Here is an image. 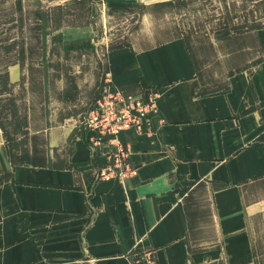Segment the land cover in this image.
<instances>
[{
	"label": "crops",
	"instance_id": "crops-1",
	"mask_svg": "<svg viewBox=\"0 0 264 264\" xmlns=\"http://www.w3.org/2000/svg\"><path fill=\"white\" fill-rule=\"evenodd\" d=\"M90 1L94 19L110 0ZM262 30L253 34L262 57L212 90L182 37L105 43L109 82L159 93L158 113L139 131L96 141L90 130L43 129L40 160L19 161L0 123V264H134L146 251L155 264H264ZM48 41L65 51L98 44L91 24ZM8 70L18 79L16 66Z\"/></svg>",
	"mask_w": 264,
	"mask_h": 264
},
{
	"label": "rangeland",
	"instance_id": "rangeland-1",
	"mask_svg": "<svg viewBox=\"0 0 264 264\" xmlns=\"http://www.w3.org/2000/svg\"><path fill=\"white\" fill-rule=\"evenodd\" d=\"M53 2L0 0V123L14 159L40 160L46 146L43 129L62 125L86 131L88 112L109 88L124 100L153 94L158 113L157 90H129L108 81L105 43L111 48L183 37L207 90L222 87L230 71L255 53L262 57L257 32L245 28L258 24L264 29V0H186L167 6L110 0L105 9L98 7L94 19L90 0L64 6ZM89 24L98 43L92 49L65 51L48 41L51 32ZM226 28L238 30L226 37ZM260 33L264 36V30ZM12 65L18 79L9 74ZM31 147L34 152L27 154Z\"/></svg>",
	"mask_w": 264,
	"mask_h": 264
},
{
	"label": "built area",
	"instance_id": "built-area-1",
	"mask_svg": "<svg viewBox=\"0 0 264 264\" xmlns=\"http://www.w3.org/2000/svg\"><path fill=\"white\" fill-rule=\"evenodd\" d=\"M107 90L90 109L84 123L87 130L93 132L96 141L114 137L121 130L135 128L139 131L150 125L151 119L157 113L153 94L124 100L114 88ZM127 150L120 149L114 156L116 165H121ZM134 264H155V261L150 252L146 251L135 255Z\"/></svg>",
	"mask_w": 264,
	"mask_h": 264
},
{
	"label": "trees",
	"instance_id": "trees-1",
	"mask_svg": "<svg viewBox=\"0 0 264 264\" xmlns=\"http://www.w3.org/2000/svg\"><path fill=\"white\" fill-rule=\"evenodd\" d=\"M186 0H171V1H168V2H164V3H161V4H158V5H156V6H167V5H172V4H174V3H178V4H180V3H183V2H185ZM81 2V1H80ZM261 28V26H259L258 24L257 25H254V26H251L250 28H245L246 29V31H248V32H251V31H257L258 29H260ZM236 30H238V28H235V30L234 31H232L231 29L229 30V29H225L224 30V35L227 37V36H229V34L230 33H232V32H235ZM239 31H243L242 29L241 30H239ZM245 33V32H244ZM183 38V37H182ZM183 40L185 41V39L183 38ZM9 154V153H8ZM12 154H10L9 156L11 157V159H13V157L11 156ZM23 158H25V157H18V159L17 160H19V161H21V160H24ZM23 162V161H22Z\"/></svg>",
	"mask_w": 264,
	"mask_h": 264
}]
</instances>
